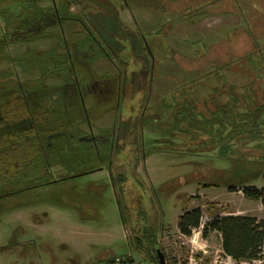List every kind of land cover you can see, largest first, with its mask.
Returning a JSON list of instances; mask_svg holds the SVG:
<instances>
[{
	"label": "rangeland",
	"instance_id": "374dc122",
	"mask_svg": "<svg viewBox=\"0 0 264 264\" xmlns=\"http://www.w3.org/2000/svg\"><path fill=\"white\" fill-rule=\"evenodd\" d=\"M6 2L11 4H2L3 8L17 12L15 0ZM183 3L179 0L178 4L170 5L171 11L164 15L150 9H122L120 17L128 28L138 27L154 38L162 36L153 40L157 50L151 65H143L145 51L135 54L125 50L121 58L131 56L125 64L118 58L101 59L88 72L76 66V76L83 83L90 77L108 78L119 65L127 73L141 69L142 88L132 95L126 85L119 103L115 100L105 103L110 99L95 103L86 96L89 124L95 133L112 128L115 119H125L123 122L129 125L133 117L140 123L150 88V84L145 86L144 74L148 73V80L153 66L152 100L146 109V116L151 119L120 140L122 149L116 154L115 163L110 159L91 172L0 196V264H99L130 254L139 259L130 242L144 234L142 227L148 226L150 233L158 236L163 225L176 231L179 216L195 208L197 202L203 205V216L209 219L217 214L253 213L264 217V209L257 203L260 201L246 198L239 189L245 185L264 186V164L256 160L264 149L262 143H248L246 139L239 143L237 147L244 156L217 143L204 128L189 125L192 118L188 115L178 114L179 120L169 118L171 112L167 109L171 111V104L181 100L186 105L183 100L186 90L189 102L194 99L204 111L203 102L211 103L212 86L220 85L227 91L228 85L248 81L244 75L226 69L222 71L223 80L205 76L196 83L176 88L180 81L186 80L185 74L203 76L211 69L210 66L187 69L195 63L187 62L186 57H197V50L202 53L211 46L207 59L218 62L233 59V54H242L252 45L240 26V14L229 1L222 0L208 14L191 20L179 18L188 10L187 3ZM74 8L78 6L75 4ZM167 20L171 21L162 29L165 35L155 33L158 24ZM54 43L55 40L23 41L12 51L19 50L20 54L27 49L47 50ZM225 82L227 85L223 87ZM225 91L221 100L226 101L230 96ZM152 104L158 105L162 114ZM195 119L202 120L199 116ZM82 127L88 130L86 125ZM48 171L55 178L64 174L62 168ZM118 176L123 180L119 181ZM232 186L236 190L231 191ZM203 244L209 252L200 263L228 264L217 231L205 229L199 245ZM252 264H264V248L261 260Z\"/></svg>",
	"mask_w": 264,
	"mask_h": 264
},
{
	"label": "trees",
	"instance_id": "16d2710c",
	"mask_svg": "<svg viewBox=\"0 0 264 264\" xmlns=\"http://www.w3.org/2000/svg\"><path fill=\"white\" fill-rule=\"evenodd\" d=\"M172 1L173 0H126L128 7L131 9L134 7L150 9L162 15H164L165 12L171 11L169 7ZM189 1L186 7L188 9L187 11H189V16L183 13L179 18L191 20L194 17H202L208 14L210 9L218 6L213 5V3L219 2L220 0ZM232 1L233 8L237 11L236 13L240 14L242 19L240 26L242 25L241 27L245 29L249 39L252 41L251 48L242 54H233V59L230 58L218 62L208 61L207 59V56L210 55L211 46L202 53H199V50H197L195 53L198 55L197 57H186L187 62H191L192 60V62L195 63V66L187 69L193 71L195 69H201L204 66H210L211 69L204 73L203 76L192 74L190 77L189 74H185L186 80L180 81L176 88H182V86L193 82L196 83L205 76H214L218 81L221 79L223 80L224 74L222 71L226 69L244 75L248 78V81L241 84L228 85L229 88H227V91H225V88H221L220 85L212 86L211 89L213 92L209 96V99L212 101L213 108L205 107V112L197 110L195 104H193V102H195L194 99L190 102L187 100L190 98L187 94L188 90L185 92L187 99H183L187 101L186 105L181 103V100L177 99L178 101L171 104V111L169 109L167 110L168 113L171 112L169 118L172 117L177 120H179L178 117L180 116H178V114L180 113H184V116L188 115L192 118V122L190 121L189 125H196V127L201 130L204 128L205 131L209 132L207 134L215 139L217 143L223 144V146L229 150L232 148L233 153H235L240 151L237 146L239 143H244L243 141L245 139L248 143L258 142L260 145L262 143L264 147V0ZM13 3L18 7L17 12L8 8H2L0 10V19L3 20L7 26L11 25L15 20H18L19 24L29 19L34 23H38L41 20L43 12L52 10L54 4L67 6L68 4L69 6L73 4L83 5V10L76 14L80 19H83L85 23L87 19L84 18V16L88 14V20L93 21L91 28L92 32L96 37L102 39L96 41L104 48L97 50L92 61L109 57L114 60L118 58L120 62L125 64L131 59V56H127L126 60H124V58H119V54H121L123 50L135 54L136 51L139 53L143 52V40H128L130 37L136 39L138 35H132V33H130L131 30L111 8L112 2L109 0H15ZM2 4L9 5L11 3L3 2L1 6ZM79 18L74 17L73 19L79 20ZM258 19L261 20L257 22ZM169 21L171 20L163 21L160 25L158 24L154 30L160 33L162 28ZM86 25L88 27L90 26L89 24ZM118 37H124L125 40H115ZM23 41L31 42L35 40H11L10 44L4 41L3 49L0 48L1 55L7 54V57L5 56L0 59V196L5 194V192L9 193L25 190L26 186H29V183H34L38 180L41 181V184L51 183L48 181L54 180L55 176L48 170L56 164L63 165V163H61L63 161H61L54 152L46 151L47 147H40V140L37 136L33 135V131H28L35 127L34 125L32 127L26 126L29 121L28 119H31L34 112L32 114L29 113V110L23 102L24 97L16 99L12 97L10 93L11 91L14 93H21L19 90L22 88L21 86H26L22 80L18 78L19 70L17 67L10 64L15 63L22 69V65L25 64L26 66V63H31L33 59L21 57V59H16L17 61L14 59L11 60L9 53H13L14 56L20 57L27 53L42 52V50L39 49H27L28 51H23L21 52L22 54L18 53L19 50L12 51L15 45ZM67 41L79 42L78 45L80 47H82V44L87 43V40H55V43L45 50L46 55L59 56L65 53ZM8 47L10 49H7ZM169 51L171 54L174 53V50L171 48ZM153 54L155 55L154 52ZM32 56H34L37 62V57H35V55ZM151 62H153L152 58L145 55L143 65L149 66ZM140 67H142V65ZM152 67H150V74L148 77V79H151V82L154 78L152 71L155 69ZM259 70L262 71L261 74ZM71 78L72 77L68 76L69 80H67L66 83H60L59 87L70 84ZM76 79L77 77L71 79V82H75ZM122 81L121 78V83L123 84L124 81ZM224 85H227L226 82L223 84V87H225ZM55 89L52 84L46 85V88L42 89H38L34 86L32 91L25 90V92H27L25 100L27 99L30 109L31 107H33L32 109L37 107V105L31 101V97H38L37 94L41 97L46 96L52 103L55 102L53 91H57L60 94V92ZM224 91L230 96L226 101L221 100ZM57 96L59 101L54 106V112L63 114V108L60 107L59 102L65 101V97L64 95L58 94ZM13 100H16L17 104L16 102L11 104ZM72 101L75 102L73 105L76 110L81 108L82 100H80L78 96L73 97ZM205 103H207V101H205ZM49 110L47 109L44 113L48 116H53V110L50 106ZM165 113L163 115H165ZM159 114H162L161 111H159ZM198 116L202 120H196L195 118ZM55 123L60 126L57 121L53 123L47 122L46 126L47 128L49 126L53 127ZM71 127L74 132L73 134L79 137L85 133L79 123ZM55 129L54 127L53 130ZM79 137L76 139V143L79 144L80 151H85L84 149L87 147V142L80 141ZM13 145L14 147H12ZM240 152L245 156L244 152ZM256 160L264 164V149L258 154ZM38 166H43V170L45 171L44 174L38 176L30 173L32 174L30 177V174L25 172L29 167ZM118 179L122 181L123 177L118 176ZM9 184H13L14 186L11 189H6ZM239 189L246 198L258 200L264 205V186L245 185L240 186ZM230 190H236V186L230 187ZM120 212L124 219V211L121 205ZM201 216L202 210L199 207L187 210L179 216L177 227L183 233L190 234L192 228L199 225ZM208 227L210 230L217 231L220 234L223 251L225 254L231 256L236 264H241V262L244 261L248 262V264H252L254 260L261 259L264 248V219H258L256 216L248 214H217L212 216L208 223ZM142 230L144 234L136 236L134 241L132 243L130 242V245H133L132 247H134L140 259L147 260L153 264H159L154 250V246L159 244V236L150 233L151 229L148 226L142 227ZM116 259L118 258H111L99 264L103 262L113 263ZM121 259L133 260L135 258L130 254Z\"/></svg>",
	"mask_w": 264,
	"mask_h": 264
},
{
	"label": "flooded vegetation",
	"instance_id": "af4514ba",
	"mask_svg": "<svg viewBox=\"0 0 264 264\" xmlns=\"http://www.w3.org/2000/svg\"><path fill=\"white\" fill-rule=\"evenodd\" d=\"M6 1L8 0H0V10L3 8L1 6V3ZM109 1L112 2L111 8L118 14L117 16L119 17L123 8L131 10V8H129L127 5L126 0ZM183 1V4L190 2L189 0ZM226 1H229L231 4H233L232 0ZM178 2L179 0H173L170 5L178 4ZM221 2L222 0L213 3V5L216 6L218 5V3ZM74 5L75 4L70 6L69 4L68 6L54 4L52 10H47V12H43L41 20L38 23H34L32 22V20L29 19L28 21H24V23L19 24L18 20H15L11 25L7 26L5 22L0 19V25L2 29V31L0 32L1 49H3L4 41L10 44L11 40H87V43L82 44V47L78 45L79 42L75 43L73 41H67L65 53H62L59 56L46 55V53H44L45 50H42V52L38 51L36 53L31 54L27 53L26 55L20 57L16 55L14 56L13 53H9L11 60L21 59V57L33 59L31 63H26V66L25 64L22 65V69L18 67L15 63L10 64L17 67V69L19 70L18 78H20V80H22V82L26 85L21 86L22 88L19 89L21 93H14L12 91L10 93L11 96L16 99L24 97L23 102L29 110V113L32 114L34 112V114L31 116V119H28L29 121L26 126H35L33 127V129H29L28 131H33V135L39 138L41 144L40 147H47L46 151L54 152V154L58 158H60L61 161H63L61 162L63 163V165L56 164L55 166L51 167L62 168L64 172L62 176L54 178V181L58 179H65L71 177L72 175L91 172L92 170L101 167L103 163L108 162L110 159H113L112 163H115L114 160L117 159L116 154L122 149L119 145L120 140L124 139L125 135L128 132H131V134L135 132V128L140 126L141 123H143L145 120L151 119L149 118L150 116H146V109L147 107L151 106L150 103L152 100V84L150 85V88H148L147 102L145 103V110H143L142 114L140 115V123H136L133 117L131 118V121H129V125H127L126 122H123L126 121L125 119H115V122L113 123L114 126L112 124V128L105 129L104 132L101 133H95L92 131L89 124V112L88 108L86 107V97H84L83 100V96L85 94L86 96L87 94H89V96L93 98L95 103H102L103 101L113 98V93H116L117 100L115 102L119 103L122 100V97H124L125 95L124 93L126 85L130 86V92L132 93V95L133 93L138 91V88H142L141 69L135 68L136 70L133 69L132 72L127 73L126 69H124L123 66L119 65L114 75L110 76V79H97L90 77L87 82L83 85L84 87L81 86V83H77L78 79H76L75 82H71V79L77 77L75 72L76 66H80L81 68H84L86 72H88L90 68L94 67V65L101 59H108L110 61L116 60L108 57L92 61L93 57L96 55L97 50L100 48L104 49L103 46L101 47V45L96 41L102 39L96 37L92 32L91 28L93 21L88 20V14H85L84 16V18L87 19L86 23L83 21V19H80L77 16L76 13L83 10V5L76 4L78 6L77 9L74 8ZM185 14L189 16V11L185 12ZM74 17L79 18V20L73 19ZM260 20L261 19H258L257 22ZM86 24H89L90 26L88 27ZM130 30V33H132V35H138V37L136 39L130 37L128 40H143V51H145L144 57L145 55H147L153 60L155 56L153 52L155 53V51L157 50V47L154 45L153 40L162 36H156L154 38V36L150 35V32L145 33L140 28L138 29V27L135 30ZM155 33L157 32L155 31ZM157 34L165 35L164 33H162V31ZM162 39L163 38H161L160 40ZM115 40L125 39L124 37H118ZM7 49L10 48L8 47ZM32 55H35V57H37V62L35 61L34 56ZM121 55L122 52L121 54H119V58H121ZM5 56L7 57V54H0V59L4 58ZM147 74V72L144 74V80L146 81L145 86L151 83V79H146ZM68 76L72 77L70 79V84H66L63 87H59L60 83H66L67 80H69ZM121 78L124 81L123 84L121 83ZM52 84L54 89L56 88L60 92L59 94L57 91H53V96L56 101L52 103L50 102V100H48L49 98H47L46 96L41 97L39 94H37L38 97H31V101H33L37 105V107H35L34 109H32L33 107H31L30 109V105L28 104L27 99L25 100L27 95V92H25V90L32 91L34 86H36V88L38 89H42L46 88V85ZM106 86L110 87V94L101 93L102 89H104ZM57 94L64 95L65 97V101L63 100L62 102H59L60 107L63 108V114L54 112V106L59 101ZM75 96H78L80 100H82V106L80 109L77 110L73 105L75 102L72 101V98ZM184 98L187 99L186 97ZM15 102L17 104L16 100L11 101V104ZM193 104H195L197 110H201L196 101L193 102ZM203 104V112H205V107L213 108V104L210 103L209 100L207 101V103H205L204 101ZM49 106L52 108V114H54L55 116H48L44 113L47 109L49 110ZM152 106L155 107L156 111H159L158 105L156 106V104H152ZM54 121H57L60 126L55 123L53 127L49 126L50 128H47L46 123H53ZM77 123H79L81 127L82 125H86L88 127L87 131L82 127L85 133L81 137L73 134L74 132L71 127ZM54 127L56 128L55 130H53ZM47 130L50 134L47 132ZM78 137L80 141L87 142V147L84 149L85 151L79 150V144L76 143V139ZM12 147H14V145ZM25 172H27V174L33 173L39 176L44 174L45 171L43 170V166H38L31 168L29 167ZM31 176L32 174H30V177ZM40 182L41 181L38 180L34 183H29V186H26V189L36 184H41ZM13 186V184H9L7 185L6 189H11ZM11 193L14 192H5V194L3 195Z\"/></svg>",
	"mask_w": 264,
	"mask_h": 264
},
{
	"label": "built area",
	"instance_id": "2783aa9c",
	"mask_svg": "<svg viewBox=\"0 0 264 264\" xmlns=\"http://www.w3.org/2000/svg\"><path fill=\"white\" fill-rule=\"evenodd\" d=\"M196 207L202 210L200 223L197 227L192 228L190 234L183 233L178 227L176 231L171 230L169 227L163 225L162 232L159 236V244L165 254L166 264H202L205 255L209 252L206 245L200 246L202 243V233L204 230H209L208 223L211 219L203 216V205L199 202ZM197 247L199 250H197ZM221 251L228 259V264H236L233 258L223 251ZM261 260V259H259ZM248 262H241L246 264ZM101 264H153L143 259L123 260L116 259L113 263L103 262Z\"/></svg>",
	"mask_w": 264,
	"mask_h": 264
},
{
	"label": "water",
	"instance_id": "95a60500",
	"mask_svg": "<svg viewBox=\"0 0 264 264\" xmlns=\"http://www.w3.org/2000/svg\"><path fill=\"white\" fill-rule=\"evenodd\" d=\"M111 77L110 76H108V78L107 77H99L98 79H110ZM77 79H78V77H77ZM78 81V83L80 84H82L81 86L82 87H84L83 85L85 84V83H83V82H80L79 81V79L77 80ZM110 88L108 87V86H106L104 89H102V91H101V93H109L110 91ZM108 91V92H107ZM87 95H89V94H87ZM84 97H86V94L84 95ZM91 97V96H90ZM92 98V97H91ZM93 99V98H92ZM116 101L117 100V95H116V93H113V98H111L109 101H107V102H105V103H108V102H110V101ZM154 250H155V253H156V256H157V258H158V262H159V264H166V258H165V254H164V252H163V250H162V248H161V246H160V244H157V245H155L154 246Z\"/></svg>",
	"mask_w": 264,
	"mask_h": 264
},
{
	"label": "crops",
	"instance_id": "0c3cea01",
	"mask_svg": "<svg viewBox=\"0 0 264 264\" xmlns=\"http://www.w3.org/2000/svg\"><path fill=\"white\" fill-rule=\"evenodd\" d=\"M259 205H261V207L264 209V205L261 203V202H257ZM248 215H252V216H256L258 219H264V217H260L259 215L257 214H248ZM245 262V261H244Z\"/></svg>",
	"mask_w": 264,
	"mask_h": 264
}]
</instances>
